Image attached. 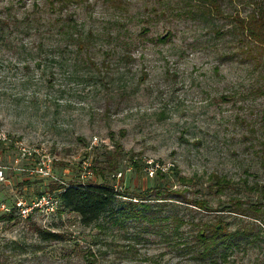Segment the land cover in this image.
Listing matches in <instances>:
<instances>
[{
	"label": "rangeland",
	"instance_id": "rangeland-1",
	"mask_svg": "<svg viewBox=\"0 0 264 264\" xmlns=\"http://www.w3.org/2000/svg\"><path fill=\"white\" fill-rule=\"evenodd\" d=\"M262 1L222 0L220 15H198L190 0L62 11L55 0H0V264H198L182 243L217 215L231 230L264 232L252 212H227L236 199L264 210V60L236 28ZM148 162L167 177L149 176ZM213 175L229 181L223 192ZM101 184L121 195L115 210L148 199L151 222L105 215L85 227L61 206V187ZM169 190L217 212L154 196ZM45 194L52 213L14 208ZM245 241L219 264H264V240Z\"/></svg>",
	"mask_w": 264,
	"mask_h": 264
},
{
	"label": "trees",
	"instance_id": "trees-1",
	"mask_svg": "<svg viewBox=\"0 0 264 264\" xmlns=\"http://www.w3.org/2000/svg\"><path fill=\"white\" fill-rule=\"evenodd\" d=\"M61 6L59 11H62L63 4H75L82 5L88 3L90 0H55ZM116 8L123 7V0H105ZM222 0H190L194 2L196 8L195 13L198 15H205L206 13L214 12L216 15H220ZM194 12V11H193ZM192 13V12H191ZM68 26L76 28V21L73 19L68 20ZM236 23V22H235ZM236 28L245 32L250 39L252 45L256 48L259 47L256 54L262 56L264 60V1L260 3L256 11H253L249 19H237ZM72 38L77 45V49L82 50L84 39L78 30H74L71 34ZM216 36H221L219 31H215ZM169 36H165L160 39V42H166ZM251 57L255 60V65H260V58L251 54ZM89 65H95L91 58L86 59ZM101 63V66H104ZM98 68V67H97ZM99 69V68H98ZM262 95L264 93L260 91ZM264 124V116L262 117ZM264 149V142H262ZM158 172V173H157ZM156 171V174H160L162 177H167V174ZM214 181V185L217 187V192H223L229 185V181L226 178L213 175L211 178ZM118 196H121L117 191L107 185H68L61 187V191L58 195V199L61 206L80 218V223L87 227L100 221L105 215L112 216L111 221L118 222L122 219H143L151 222V220L144 214L148 211L149 205H147L148 199H138L135 202L127 201L122 203L120 209L115 210L114 205ZM157 199L170 200L171 202H181L187 206L193 205L201 211H216L210 210L208 203L203 199H195L187 195L186 191H174L169 190L167 198H162V193L156 192L154 195ZM131 198V197H130ZM131 200V199H130ZM245 203L236 199L231 201V206L227 209L228 215L230 214H244L245 211L252 212L254 219H257L262 227H264V210L261 206L250 205L243 208ZM217 212V211H216ZM223 215H217L212 223H204L197 225L193 230L191 237L192 244L182 243L183 250L189 254L191 260L198 262V264H219L220 262H227L229 257L236 251L240 250L242 246L247 243V238L252 235L254 238L264 240L263 233H254L251 228L238 227L234 230L230 229V223L223 219ZM113 219V220H112ZM177 230L178 226L183 224L181 220L174 219ZM175 232V231H174ZM176 233V232H175ZM40 236L45 241L60 240V236L51 231H39ZM263 236V237H260ZM12 264V263H9Z\"/></svg>",
	"mask_w": 264,
	"mask_h": 264
},
{
	"label": "built area",
	"instance_id": "built-area-1",
	"mask_svg": "<svg viewBox=\"0 0 264 264\" xmlns=\"http://www.w3.org/2000/svg\"><path fill=\"white\" fill-rule=\"evenodd\" d=\"M96 138H94L93 142H96ZM161 171L163 173H165V169H160L158 167V165L153 164L152 162H148V168H147V173L149 176H153L154 173H156V171ZM47 207L49 208L48 210L52 212H54V210L57 209V204H56V200L50 196V195H42L40 197H38L35 201H32L31 203L27 204L24 200L22 199H17L14 202V208L17 210V213L21 216V217H26L29 216V214L31 212H33L34 210H38L41 207ZM0 211L2 212H9V209H7L5 204H1L0 205Z\"/></svg>",
	"mask_w": 264,
	"mask_h": 264
}]
</instances>
